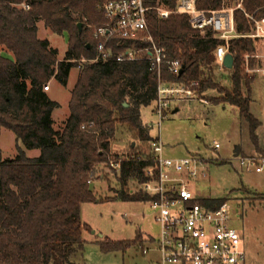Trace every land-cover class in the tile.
Masks as SVG:
<instances>
[{"label":"trees","instance_id":"1","mask_svg":"<svg viewBox=\"0 0 264 264\" xmlns=\"http://www.w3.org/2000/svg\"><path fill=\"white\" fill-rule=\"evenodd\" d=\"M105 1L0 0V128L12 132L24 148L9 160L2 159L0 150V264H74L71 260L83 249L82 232L89 229L81 222L80 208L95 202L90 184L97 168L117 158L111 154V143L120 126H126L134 141L147 142L149 152L130 155L119 171L113 170L120 186L115 199L153 200L141 191L129 194L125 187L129 181L137 185L147 182L145 172L154 166L150 154L153 139L142 125L140 111L157 99L158 74L142 60L118 63L116 57L123 50L116 48L117 39L110 43L111 59L92 62L96 59V41L87 32L107 24L102 11ZM159 1L174 9L178 0ZM234 1L200 0L197 9L220 11ZM147 2L153 6L156 0ZM22 4L30 10L23 11ZM242 7L247 14L264 17V0H243ZM233 15L236 33H250L252 24L244 12L235 10ZM40 22L52 34L67 37L62 61L48 40L37 38ZM78 24H82L80 35ZM148 28L165 54L160 79L189 87L198 95L217 91V104L239 110L256 145L254 132L259 124L250 114L249 96L244 95V90L250 93L252 82L245 74V56L255 52L253 40L229 42L233 67L224 70L230 87L220 88L214 51L224 42L211 29L194 30L188 16L159 20L155 13L149 16ZM172 61H179L181 75L169 72L167 62ZM74 68L80 71L70 93L69 116L55 130L52 114L59 106L43 88L51 80L65 86ZM130 145V149L135 147ZM25 151H39V156L28 158ZM197 202L218 209L226 200L199 196ZM99 244L107 253H124L131 248L122 242Z\"/></svg>","mask_w":264,"mask_h":264},{"label":"rangeland","instance_id":"2","mask_svg":"<svg viewBox=\"0 0 264 264\" xmlns=\"http://www.w3.org/2000/svg\"><path fill=\"white\" fill-rule=\"evenodd\" d=\"M40 23L37 38L47 39L58 50V59L62 61L68 47L67 37L52 34ZM94 30L91 27L87 34L93 37ZM258 52L262 53L261 50ZM251 61L250 67L260 65L253 59ZM79 71V68L71 70L65 86L54 80L47 84L50 88L47 96L59 106L52 114L55 130H59L69 116L70 93ZM246 75L252 82L250 93L244 90V95L249 96L250 114L259 124L254 132L256 145L251 137L250 125L240 117L239 110L228 104H217V91L196 94L191 100H172L167 117L159 126L153 104L142 108L140 113L142 125L149 129L150 137L161 142L165 158H201L205 165L200 169L204 170L206 176L196 186L191 185L190 191L204 198L226 200L230 208L231 225L251 248L248 250L249 256L252 252V263L264 264V174H257L254 170L246 171L239 165V157L260 155L253 153L255 147L259 145L264 148V77ZM216 80L220 88L230 87L226 71H221L218 67ZM119 129L111 143L113 156L148 154L147 142L134 141L135 138L127 134L126 126H120ZM133 143L136 148L130 149V144ZM215 145H218L217 150L214 149ZM19 148L24 150L15 135L0 128L2 159L15 158ZM236 148L241 150L237 158L234 157ZM25 153L28 158L39 156V151ZM90 187L95 202L82 204L80 208L81 222L89 229L82 232L83 249L71 260L72 263L155 264L157 254L149 252L142 255L144 249L151 247V238L157 239L160 233L150 204L115 199V192L120 189L118 176L106 165L97 168ZM125 191L134 195L140 192V187L135 181H129ZM103 241L122 242L131 245V248L124 253H107L99 244Z\"/></svg>","mask_w":264,"mask_h":264},{"label":"built area","instance_id":"3","mask_svg":"<svg viewBox=\"0 0 264 264\" xmlns=\"http://www.w3.org/2000/svg\"><path fill=\"white\" fill-rule=\"evenodd\" d=\"M199 1L178 0L176 7L169 9L159 0H156L153 6L149 5L147 0H106L102 11L107 24L93 32L96 59L92 62H106L111 59L113 48L110 43L117 39L119 42L116 48L123 50L116 57L118 63L142 60L148 63L150 71L157 72V99L153 112L159 118L158 126L166 119L172 100H191L196 97V93L189 87L163 82L160 79L165 54L149 33L148 19L152 13H155L159 20H167L173 15L188 16L194 30L204 32L211 29L216 38L224 42L214 51L216 64L221 71L225 69L224 58L230 54L231 40H253L256 51L245 56V73L264 77V17L256 18L255 14L245 13L243 0H235L230 7L220 11L198 10ZM20 7L25 12L30 10L28 5L22 4ZM235 10L243 11L251 22L250 33H236L233 15ZM251 59L260 65L250 67ZM167 64L171 74H179L182 68L179 61ZM49 89V85H46L43 91L47 93ZM214 149L217 150L218 145H215ZM150 154L154 166L146 170L148 181L139 187L142 193L153 198L148 203L160 233L157 239L151 238V247L144 249L142 255L149 252L157 254L158 260L155 264H245L242 237L231 225L228 204L225 203L218 209H209L200 205L197 202L199 196L190 191L191 185L196 186L198 181L206 176L204 170L200 169L205 165L201 158H165L159 139L150 142ZM239 158V165L244 170L264 174V154ZM124 160L127 158L117 156L109 161L107 167L109 170L119 171Z\"/></svg>","mask_w":264,"mask_h":264},{"label":"water","instance_id":"4","mask_svg":"<svg viewBox=\"0 0 264 264\" xmlns=\"http://www.w3.org/2000/svg\"><path fill=\"white\" fill-rule=\"evenodd\" d=\"M77 29H78V33L80 35L81 32H82V24H78L77 25ZM223 66L227 70H231L232 69V67H233V56L231 54L226 55V57L224 58ZM182 73H183V68L180 69L178 75H181ZM124 106L127 107V105H124ZM134 145L135 144L133 143L132 147H134ZM239 154H240V149L236 148L235 151H234V157L235 158L239 157Z\"/></svg>","mask_w":264,"mask_h":264},{"label":"crops","instance_id":"5","mask_svg":"<svg viewBox=\"0 0 264 264\" xmlns=\"http://www.w3.org/2000/svg\"><path fill=\"white\" fill-rule=\"evenodd\" d=\"M41 24V23H40ZM47 40V39H46ZM50 43V42H49ZM50 46H51V43H50ZM52 47V46H51ZM53 48V47H52ZM55 49V48H54ZM57 50V49H56ZM66 53V52H65ZM59 58V57H58ZM61 61V60H59ZM50 92V89L47 93ZM70 100V99H69ZM65 122V121H64ZM241 151V150H240ZM253 153H258V154H264V148L260 147L259 145H257L255 147V150ZM244 237H242V246H243V249H244V252H245V255H246V260H245V264H254L252 263L253 260H252V252H250V256H249V250H251V248L249 249V247L244 243ZM249 249V250H248Z\"/></svg>","mask_w":264,"mask_h":264}]
</instances>
